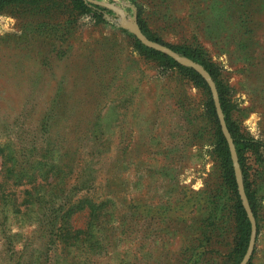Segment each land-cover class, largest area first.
I'll list each match as a JSON object with an SVG mask.
<instances>
[{
  "label": "rangeland",
  "instance_id": "obj_1",
  "mask_svg": "<svg viewBox=\"0 0 264 264\" xmlns=\"http://www.w3.org/2000/svg\"><path fill=\"white\" fill-rule=\"evenodd\" d=\"M48 1L0 13V264H232L233 202L206 95L139 52L107 5L166 43L202 47L233 122L264 156V0L249 1L250 17L239 0H87L112 12L102 19ZM8 165L40 184L56 166L59 183L26 201L31 185L6 179ZM260 185L252 264H264ZM90 202H107L111 217L87 230ZM69 206H82L68 226L85 233L65 244Z\"/></svg>",
  "mask_w": 264,
  "mask_h": 264
},
{
  "label": "trees",
  "instance_id": "obj_2",
  "mask_svg": "<svg viewBox=\"0 0 264 264\" xmlns=\"http://www.w3.org/2000/svg\"><path fill=\"white\" fill-rule=\"evenodd\" d=\"M54 1H58V0H54ZM65 1H68L71 4L73 12H77L78 14L90 12L92 16L96 17L97 19H102L104 12L112 13L110 10H107L106 8L96 5L94 3H90L87 0H65ZM249 1L250 0H239L240 17L242 16L244 17L245 15H248V17H250L249 10H247ZM45 2H51V1L0 0V13L4 12L5 10L11 7L24 8L25 6L30 5V8L33 7L40 8V6H42V4ZM23 11H25V9ZM47 12L48 10H46V12L44 13L46 14ZM70 16H72V14L69 13L68 17ZM137 20L140 29L149 39L164 44L169 48H171L172 50L179 53L180 55L186 56L198 62L209 72L212 79L214 80L219 96L220 105L226 121V125L231 134L236 149L238 162L242 173L244 190L250 208L256 220V236H257L259 233V229L261 227L260 218H259L260 212H259V204H258V199H259L258 192L262 188L260 183L264 182V156L260 151V146H261L260 142L255 141L252 138H249L244 134L240 133L235 122H233L231 118L232 107L226 96L227 89L225 88V86L223 85L220 79L221 72L218 65L214 63L211 60V58L208 57V55L204 52L202 47L198 45H191V43H181V44L166 43L162 41L160 38H158L157 35L148 28L147 24L145 23L144 20L141 19L140 15H138ZM130 35L133 38V43L135 48L139 52H141L147 57L157 60L161 66L168 68H177L181 73L187 76L195 86L201 88L206 95L205 105H204L205 112L207 113L208 117L213 121L215 126L213 153L218 157L220 161L222 184L227 188L228 193L230 194L233 202L231 216L234 223V236H233V245L230 250V254L233 256L232 264H238L242 259L248 245L249 234H250V222L246 216L245 210L243 209L238 196L229 149L226 140L223 137L220 130L219 122L216 116V112L210 95L209 88L205 83V81L203 80V78L192 68L180 65L170 56L143 45L134 35L132 34ZM3 151L4 149L0 148V153H2ZM248 151L254 155V164H251L250 161L248 160L249 156L246 155ZM253 166L255 167L253 168ZM55 168L56 166H52L47 171L44 170L45 173L44 179L46 180L44 184H40V182H36L34 174H30L29 179L27 180L28 176L26 174L18 173L16 168L11 165H8L6 168L2 167V172H4L5 176L7 177L6 179H10L13 182L14 181L20 182L22 179H26L28 183H30L31 185L30 188L24 191L25 193H27V198H26L27 201L29 200L28 197H30L33 194V192L40 189V187H44L46 189H52L58 185L59 177ZM53 172L54 175H56V179L48 181L47 178ZM7 195L8 193L4 192V187H2L0 184V203L4 202L3 200L6 198ZM218 203L219 202H216V205H218ZM87 205L88 208L90 209L87 230H89V228L91 230L94 226L101 225L103 222H106V220L109 221L111 216H109V214L106 212L107 202H101L100 204H94L90 202V205L89 204ZM215 206L212 208L209 214L212 218L214 215L217 214V209H215ZM81 207L82 206H76V207L69 206L65 210L62 216L61 226H59L60 227L59 237L65 244H69L72 243L73 241L80 240L81 238L79 237V234L85 233V231L83 230L73 229L71 226H68V220L71 217V215L78 209H81ZM91 235L92 234H90V236ZM96 248L97 247H95L94 249ZM251 258L247 264H252Z\"/></svg>",
  "mask_w": 264,
  "mask_h": 264
},
{
  "label": "water",
  "instance_id": "obj_3",
  "mask_svg": "<svg viewBox=\"0 0 264 264\" xmlns=\"http://www.w3.org/2000/svg\"><path fill=\"white\" fill-rule=\"evenodd\" d=\"M107 6L112 8L117 14L121 16L120 17L121 27L128 29L143 45L170 56L182 66L192 68L203 78V80L207 84L213 104H214V108H215L216 116L219 122L221 133L223 137L225 138L228 149H229L238 196H239L241 205L243 209L245 210L246 216L250 222V234H249L248 245H247L246 251L242 259L238 263V264H247L251 258V255L254 249L255 240H256V220L252 213V210L250 208V205H249V202H248L245 190H244L242 173H241L240 165L238 162L236 149H235L231 134L226 125V121H225L224 114H223V111L220 105L219 96H218V92H217V88H216L214 80L212 79L209 72L198 62L186 56L180 55L179 53H177L176 51L172 50L171 48H169L168 46L164 44H161L159 42L149 39L140 29L136 19L132 21H128L126 17L124 16V13L121 10L116 9L114 6H111V5H107Z\"/></svg>",
  "mask_w": 264,
  "mask_h": 264
}]
</instances>
